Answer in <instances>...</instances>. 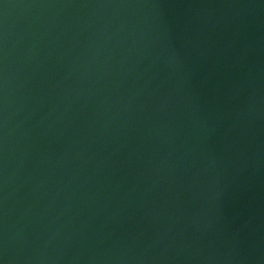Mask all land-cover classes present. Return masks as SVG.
I'll use <instances>...</instances> for the list:
<instances>
[{
	"label": "water",
	"instance_id": "1",
	"mask_svg": "<svg viewBox=\"0 0 264 264\" xmlns=\"http://www.w3.org/2000/svg\"><path fill=\"white\" fill-rule=\"evenodd\" d=\"M0 264H264V0H0Z\"/></svg>",
	"mask_w": 264,
	"mask_h": 264
}]
</instances>
